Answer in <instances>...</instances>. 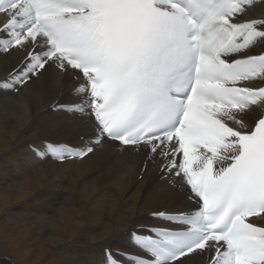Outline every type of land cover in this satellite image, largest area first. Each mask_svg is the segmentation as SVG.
<instances>
[{"label":"snow or ice","instance_id":"snow-or-ice-1","mask_svg":"<svg viewBox=\"0 0 264 264\" xmlns=\"http://www.w3.org/2000/svg\"><path fill=\"white\" fill-rule=\"evenodd\" d=\"M264 0H0V55H23L0 99L48 68L88 129L40 157L84 158L107 141L155 163L186 208L130 232L105 264H264ZM258 82V83H252ZM251 113H256L249 122ZM214 164L219 166L214 168Z\"/></svg>","mask_w":264,"mask_h":264},{"label":"bare ground","instance_id":"bare-ground-1","mask_svg":"<svg viewBox=\"0 0 264 264\" xmlns=\"http://www.w3.org/2000/svg\"><path fill=\"white\" fill-rule=\"evenodd\" d=\"M253 14H264L257 5ZM22 52L0 55V79ZM69 77L48 68L19 93L0 99V262L102 264L105 248L131 247L140 225H159L157 210L188 206L163 184L155 163L138 150L99 144L81 160L37 161L28 145L80 143L88 134L76 116L53 110L76 99ZM257 114L251 113L252 122ZM258 223L264 226V221ZM186 264H202L196 256Z\"/></svg>","mask_w":264,"mask_h":264}]
</instances>
